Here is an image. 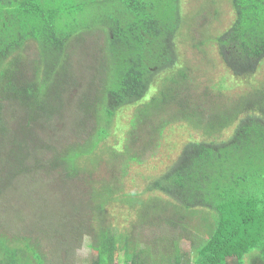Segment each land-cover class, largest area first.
<instances>
[{
    "label": "trees",
    "instance_id": "1",
    "mask_svg": "<svg viewBox=\"0 0 264 264\" xmlns=\"http://www.w3.org/2000/svg\"><path fill=\"white\" fill-rule=\"evenodd\" d=\"M229 2L234 17L217 37V47L231 75L248 80L264 62V0ZM183 5V0H0V143L7 150L4 162H8L3 169L4 183L29 174V166L20 161L33 156L31 162L38 168L56 173L53 180L60 179L64 185L77 181L78 202L84 203L81 190L96 181L93 170L106 161L110 180L99 189L92 185V199L85 202L86 222L90 217L104 220L106 225L108 204L121 200L130 207L140 206L145 217L156 216L160 228L163 223L172 226L166 252L155 245L130 251V241L114 249L110 238L115 237L86 228L83 234L99 240L104 235L110 240L105 241L104 248L93 246L98 253L94 264H114L118 252H123L124 264H190L192 255L183 263L181 259H167L174 255L167 251L176 253L173 247H181L175 236L179 228L187 232L179 233L181 238L190 239L195 232L200 235L199 246L193 248L196 264H229L228 257L241 264L246 256L254 257V264H264V83L231 101L220 99L222 103L215 106L201 101L191 104L183 98V86L194 81L188 67L180 66L176 47V38L188 24ZM97 30L104 34L105 54L102 61L98 60L93 83L86 90L91 93L80 97L91 116L88 130L85 127L84 136L79 132L74 141L66 134L67 139L58 146L54 135L44 139L37 132L52 129L46 126L57 114L56 103L62 99L64 84L72 79L69 46ZM29 42L37 49L34 66L27 65L24 52ZM157 83L162 87L150 97ZM221 88L224 86L215 90L206 86L200 95L213 102L215 91ZM226 97L224 94L223 99ZM139 102L144 103L128 122L124 144L120 140L121 144L115 143L118 137L112 133L119 129L115 115ZM13 103L24 108L23 123L18 120L11 124L4 119L7 105ZM180 124L198 132L200 138H189L178 157L160 174L146 176L141 191L126 190L123 185L130 176V165L138 158L142 160V149L135 155V144L144 139L148 127L155 134L151 139H155ZM112 137L115 142L109 144ZM149 144L152 142H144L143 147ZM146 194L154 196L145 200ZM193 216L197 221L194 225ZM204 228L209 239L202 236ZM25 241L24 249L37 255L28 243L30 237H24ZM12 247L0 233V253L4 251V258L17 261L22 249L17 247L12 254L8 252ZM55 264L67 263L58 259Z\"/></svg>",
    "mask_w": 264,
    "mask_h": 264
},
{
    "label": "rangeland",
    "instance_id": "2",
    "mask_svg": "<svg viewBox=\"0 0 264 264\" xmlns=\"http://www.w3.org/2000/svg\"><path fill=\"white\" fill-rule=\"evenodd\" d=\"M183 2V16L188 24L182 28L181 33L176 38V47L178 48L180 66L188 67L187 72L190 73V78L194 80L192 84L189 80V83L183 86V98L185 96L191 104H198L201 101L203 105L212 104L215 106L216 103H222L219 102L220 99L223 102L231 101L232 98L248 93L253 86L264 83V62L256 74L248 80H239L231 75L222 62L216 39L231 24L234 17L229 0H183ZM84 39V41H75L72 48L69 46L72 53V79L64 84L62 99L56 103L57 114L51 118L50 125L46 126V128L51 127L52 129L49 130V133L42 130L37 132V135H41L44 139L54 135L53 140L56 145L67 139L66 134L69 135L70 141L76 140V135L79 132L84 136L83 131L85 127L88 130L90 124L91 116L85 112L80 97L91 93L86 90L89 83H93L94 70L98 60H103L106 40L100 30L86 35ZM36 51V45L33 43L29 42L26 45L24 52H26L25 56H28L25 58L29 59L27 65L34 66L37 62ZM96 72L98 73L99 70ZM194 84H198V86ZM221 85L224 88L215 91L216 95L213 102L200 95V91L206 86H212V90H215ZM161 87L158 83L155 84V87L153 86L149 92V96L157 95ZM224 94L227 95L225 99H223ZM143 103L139 102L119 110L114 118V123L119 129L117 128L112 133L118 138L115 142L112 137L108 141L109 144L113 142L121 144L120 141L124 144L122 138L128 133V122ZM23 110L22 105L16 103L7 105L4 119L11 124H16L18 120L23 123L21 118L24 113ZM22 123H20L21 127L24 128ZM150 124L154 125L153 122ZM8 127L9 131H13L12 126L8 125ZM150 129L151 127H148V131L143 134L144 139L135 144V155H140L139 149H142V160L138 158L130 165V176L123 185L128 191H141L147 183L146 176L160 174L178 157L181 147L189 138H200L198 132L183 124L164 130L162 138L151 139L155 134H151ZM231 130V128L228 129L225 136H228ZM6 132H8V128ZM144 142H152V145L143 147ZM9 146L10 143H8ZM6 153L7 150L0 143V233H4L11 245L14 246L10 248V251L5 249L6 251L13 254L17 247L22 249V252H18L16 257L24 258V260L31 259L33 264H37L38 261L55 264L58 259L67 264L71 262H74L73 264L92 263L91 261L98 257V253L94 250L95 245L100 244L104 248L105 241L109 243L110 240H105L104 235L99 240L93 235L83 234L84 229L87 228L88 230L89 227L95 228V230L100 229V233L106 232L108 237H115L110 238L113 240L114 249L125 241H130L131 246L128 248L134 252L140 250L141 247L153 248V245L158 249L165 248V252L166 249L168 250L172 226L163 223L162 228H160L156 216L155 218L153 216L145 217V215L140 214V206L130 207L128 204L122 203L121 200L120 202L112 201L106 209L108 210L106 225H104V220L98 222L97 219L90 217L87 222L85 221L86 212L84 211L88 209L85 202H90L92 199V185L95 184L99 189L106 183L105 181L110 180L109 162L102 161L98 167H93L94 181H96L81 190L80 194H83L85 201L83 203L82 201L78 202L77 187H80L77 186V181L64 185L60 179L53 180L52 178L56 177V173L48 174L47 168H38L31 162L33 156L31 160L26 162L20 161L21 165L26 163L30 167H28L29 174L27 172L17 175L13 183H4L6 172L3 169L5 163L8 164L7 161L4 162ZM153 196L146 194L144 199L147 200ZM162 198L165 200L164 197ZM150 212L152 213V211ZM168 214L172 213L168 212ZM195 218L193 216V225L197 222ZM183 226L185 227V224ZM183 226L182 228H184ZM5 229L6 231H4ZM191 229L194 227L191 226ZM29 231L34 234H30ZM177 232L175 236L181 247L178 245L173 247L174 250L177 249L176 253L167 251L174 254L167 259L172 262H178L177 260L181 259L180 261L183 263L187 261L186 257L193 255V248L199 246L198 238L200 235L195 232V236L192 235L193 237L187 239L184 236L182 238L178 236L179 233L187 234L185 230L180 231L179 228ZM201 233L202 236L209 239L206 228L201 229ZM24 237H30L28 243L39 255H36L33 250L26 251L24 249L25 243H27V241L24 242ZM162 237L166 240L162 241ZM100 241L101 243H99ZM0 257H6V253L2 251ZM116 258L121 264H124L123 252H118ZM232 262H234V257H228V263Z\"/></svg>",
    "mask_w": 264,
    "mask_h": 264
},
{
    "label": "crops",
    "instance_id": "3",
    "mask_svg": "<svg viewBox=\"0 0 264 264\" xmlns=\"http://www.w3.org/2000/svg\"><path fill=\"white\" fill-rule=\"evenodd\" d=\"M0 255H1V253H0ZM193 255H194V253H193ZM193 255H192V257L190 258V264H196L195 261H194ZM254 259H255L254 257L246 256V257L244 258V261L241 262V264H254V263H253ZM36 260L38 261V259H36ZM14 261H15L14 258H12V260H8V259H6V258H4V257H0V264H9V263H11V262L16 263V264H24V263H28V261L30 262V264H33V261H32L31 259H26V260H24V258H18L17 261H15V262H14ZM96 261H97V258H96V260H94V261L92 260V261H91L92 263L87 262V263H85V264H94ZM236 261H237V260L234 258V262L229 263V264H237ZM38 262H39V261H38ZM73 263H74V262H71V263H69V264H73ZM114 264H121V263H120V261L116 258ZM257 264H260L259 261H257Z\"/></svg>",
    "mask_w": 264,
    "mask_h": 264
}]
</instances>
